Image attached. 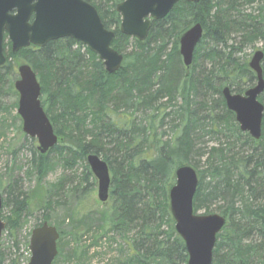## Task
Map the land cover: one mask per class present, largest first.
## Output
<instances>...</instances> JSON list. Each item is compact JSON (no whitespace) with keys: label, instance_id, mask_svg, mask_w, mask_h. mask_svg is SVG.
Listing matches in <instances>:
<instances>
[{"label":"trees","instance_id":"trees-1","mask_svg":"<svg viewBox=\"0 0 264 264\" xmlns=\"http://www.w3.org/2000/svg\"><path fill=\"white\" fill-rule=\"evenodd\" d=\"M86 1L97 8L104 26L115 32L112 47L124 55L118 72L107 74L99 59L93 62L92 74L83 47L70 38L17 53L10 51V42L4 43L7 61L0 67V91L8 75L16 73L11 58L30 64L40 83L41 104L58 136V143L46 154L38 151L35 139L28 138L33 141L30 150L40 179L51 166L50 152L71 165L95 153L109 166L110 197L102 208L81 214L86 209L80 203L71 212L70 232L54 223L60 232L55 260L63 256V264H87L99 254L89 256L91 250L104 248L99 241L108 239L116 244L118 255L105 264H187L189 256L175 230L169 190L176 168L189 164L196 169L192 150L209 135L218 145L208 151L205 169H196L194 212L204 209L207 214L209 205L219 202L217 212L226 217L212 264H264V116L262 136L253 139L240 131L222 96L225 86L243 93L257 79L248 59L237 56L241 48L229 42L236 34L241 46L262 41L264 51V0H181L164 19L152 21L145 41L120 32L116 6L123 0ZM246 4L257 7L244 13ZM195 23L202 24L204 34L192 65L186 68L177 39ZM170 39L176 41L167 53ZM220 44L228 51L220 50ZM85 52L97 56L88 48ZM262 69L264 75V58ZM178 99V110L167 111ZM259 100L264 103V92ZM88 109L94 113L93 120ZM167 118L173 119L175 130L170 139L161 131ZM85 167L91 175L88 164ZM63 184L59 182L54 191L37 187L26 192L13 181L0 189L5 194L3 208L11 205V215L2 214L6 228L7 224L15 227L35 202L43 211V222L52 225L48 211L56 201L54 192ZM5 263L9 258L0 244V264Z\"/></svg>","mask_w":264,"mask_h":264},{"label":"water","instance_id":"water-1","mask_svg":"<svg viewBox=\"0 0 264 264\" xmlns=\"http://www.w3.org/2000/svg\"><path fill=\"white\" fill-rule=\"evenodd\" d=\"M179 1L123 0L116 6L121 17L120 32L145 41L152 21L164 19ZM184 1L198 3L201 0ZM203 33L202 24L195 23L179 38V53L186 68L194 61ZM5 34L14 53L30 46L43 48L49 42L70 38L95 53L108 74L118 72L124 61V55L112 47L115 32L104 26L97 8L86 0H0V67L7 61ZM263 58L264 52L259 49L248 62L257 77L255 86L243 94L233 93L228 86L222 89L226 106L235 114L240 130L253 139L262 135L264 105L258 97L264 91ZM17 71L19 78L14 87L19 95L17 113L22 119L23 131L28 137L36 139L38 151L46 154L58 143V136L41 104L40 83L30 64H20ZM86 162L97 179V197L100 202L106 203L111 187L109 166L95 153L88 154ZM175 179L169 190L170 210L175 230L185 242L189 256L187 264H212L217 235L225 226L226 217L218 213L194 212L199 178L191 165L176 168ZM2 208L3 196L0 193V241L6 228L1 216ZM59 238L57 228L48 222L35 227L29 239L30 258L27 264H52L58 254Z\"/></svg>","mask_w":264,"mask_h":264},{"label":"rangeland","instance_id":"rangeland-1","mask_svg":"<svg viewBox=\"0 0 264 264\" xmlns=\"http://www.w3.org/2000/svg\"><path fill=\"white\" fill-rule=\"evenodd\" d=\"M256 7V4H246L243 7L246 10L244 13H250L251 8L256 9ZM175 41L176 39L167 40V46H165L164 51L170 53ZM8 42L11 43L9 39L4 40L5 44ZM177 42L179 44L178 39ZM229 44H234L238 49L241 48V51L237 53V56L242 59H248V62L255 51L259 49L263 50L262 41H256L254 44H242L241 46L239 35L236 34L232 35V40H230ZM81 46L83 47L81 48V52L86 58L85 62L88 61L89 64L87 68L92 74H94L91 67L93 66V62L99 60V58H97V56L93 58L85 52L87 47L83 44H81ZM218 47L220 50L228 51V49L223 48L222 44ZM4 49L5 54L8 53V47H4ZM10 51L12 52L11 48ZM10 62H12L16 73L8 75L6 86H4L0 91V189H4L8 183L17 181L21 189L26 192H31L37 187H39L42 191H54L58 183L63 181L64 184L62 188H59L56 192H54L56 201L53 203L48 213L52 225L57 223L59 227L64 229L66 232H70L72 225L70 217L71 212L77 209L80 206V203V207H82V209H86L81 214H86L88 210L94 211L102 208L103 203L100 202L97 197V179L91 171V175H87V169L85 167V165H87L86 161L77 160L76 163L71 165L61 159L59 155L52 152H50L47 156L51 161V166L46 171L44 177L40 179L35 166L36 162H33V154L30 150L33 141L31 143L29 140L30 137L24 133L22 119L17 113L19 95L14 87V82L19 78L17 68L20 64L24 63V60L21 58H11ZM112 81H114L113 85L116 86L117 83L115 80L112 79ZM254 84L255 81L253 85ZM166 100L167 98L163 99L164 102ZM180 102L181 101L178 99L176 105H170V107L167 108V111L170 112L171 110H178L177 107L181 104ZM218 110L219 115L223 116L224 111L220 107ZM87 113L89 115V119L93 120L94 113L90 109H88ZM169 130L170 127L166 129V131ZM90 139L91 137H88L86 140L89 141ZM214 140L215 139L212 136L205 135L202 139H200L199 143L195 145V149L192 150L191 159L193 163H197L195 167L199 172L204 170L206 167L208 151L218 145V142ZM35 143L38 145L37 141ZM105 148L109 149L108 146ZM93 180L96 181L95 184H91ZM0 193L2 194V191H0ZM2 196L4 199L5 194H2ZM220 205L221 203L219 202L209 205V213H218L217 208ZM10 206L11 205L2 209L4 217L11 215V212H9L11 208ZM37 207L38 205L36 202L34 204H30L27 211L23 213V216H21L15 227L10 228L7 224V228L4 230L0 241V244L6 250V254L9 258V263L5 264H25L28 262L26 260H29L30 258L28 245L31 232L35 227L43 223V211ZM204 212L205 210L202 209L198 211V214H203ZM4 221L7 223L6 219ZM92 229H94V227ZM90 234H92L91 231L89 235ZM88 238H90L92 242V237L88 236L87 240ZM66 240L71 241L69 237H67ZM89 242L90 241H87V244ZM104 242L105 240L99 241L100 244H103L104 248H100L102 246L101 245L91 250L89 256H92L94 253L99 254L93 257V259H91V261L87 264H105L118 255L115 243H109L108 239L106 241L108 244ZM63 263V256H60L59 259L53 262V264Z\"/></svg>","mask_w":264,"mask_h":264},{"label":"bare ground","instance_id":"bare-ground-1","mask_svg":"<svg viewBox=\"0 0 264 264\" xmlns=\"http://www.w3.org/2000/svg\"><path fill=\"white\" fill-rule=\"evenodd\" d=\"M204 34V33H203ZM203 38V37H202ZM264 52V51H263ZM105 70V69H104ZM106 72V71H105ZM107 73V72H106ZM255 73V72H254ZM108 74V73H107ZM110 75V74H109ZM256 83H257V79H256V81H255V84L253 85V86H255L256 85ZM253 86H251V87H253ZM229 87V86H228ZM251 87H249V88H251ZM224 88V87H223ZM222 88V89H223ZM230 88V87H229ZM248 88V89H249ZM247 90V89H246ZM245 90V91H246ZM232 91V90H231ZM244 91V92H245ZM233 92V91H232ZM243 92V93H244ZM264 92V91H263ZM233 93H235V92H233ZM243 93H236V94H243ZM223 96V95H222ZM259 98V97H258ZM223 99H224V97H223ZM225 101V100H224ZM260 101V100H259ZM261 102V101H260ZM263 105H264V103L263 102H261ZM225 105H226V103H225ZM226 108H227V106H226ZM228 109V108H227ZM229 110V109H228ZM230 111V110H229ZM233 113V112H232ZM264 113V112H263ZM234 114V113H233ZM264 115V114H263ZM234 118H235V114H234ZM172 120L173 119H171V118H167V119H165L164 120V122H163V125H162V127H161V131L164 133V138L165 139H170L173 135H174V133H175V130L173 129V127H172ZM235 121H236V119H235ZM263 122V121H262ZM237 123V122H236ZM238 124V123H237ZM238 126H239V124H238ZM168 127H170V132L169 131H166V129L168 128ZM240 129V128H239ZM241 131V130H240ZM242 132V131H241ZM244 133H246V132H244ZM250 136V135H249ZM262 136V135H261ZM251 137V136H250ZM252 138V137H251ZM261 138V137H260ZM259 138V139H260ZM259 139H256V140H259ZM189 165V164H188ZM193 167V166H192ZM195 169V168H194ZM196 170V169H195ZM197 172V171H196ZM198 174V173H197ZM198 178H199V176H198ZM176 180V179H175ZM175 184V183H174ZM193 207H194V202H193ZM204 214V213H203ZM209 214H211V213H209Z\"/></svg>","mask_w":264,"mask_h":264}]
</instances>
